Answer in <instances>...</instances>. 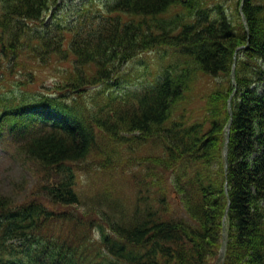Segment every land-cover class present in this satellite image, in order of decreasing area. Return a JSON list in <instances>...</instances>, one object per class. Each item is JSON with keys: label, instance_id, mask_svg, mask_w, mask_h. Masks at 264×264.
Returning a JSON list of instances; mask_svg holds the SVG:
<instances>
[{"label": "trees", "instance_id": "trees-1", "mask_svg": "<svg viewBox=\"0 0 264 264\" xmlns=\"http://www.w3.org/2000/svg\"><path fill=\"white\" fill-rule=\"evenodd\" d=\"M62 3L0 0V145L36 181L0 187V264H215L224 226L223 264H264V0H102L60 19ZM159 48L179 58L153 83L89 102V90L104 95L130 60ZM61 62L62 80L32 87L33 71ZM198 74L215 83L202 116L174 121ZM100 137L151 144L139 195L162 168L179 169L187 218L149 202L92 239L72 208L78 165Z\"/></svg>", "mask_w": 264, "mask_h": 264}, {"label": "rangeland", "instance_id": "rangeland-1", "mask_svg": "<svg viewBox=\"0 0 264 264\" xmlns=\"http://www.w3.org/2000/svg\"><path fill=\"white\" fill-rule=\"evenodd\" d=\"M62 1L63 3L57 10V15L60 19L69 18L76 5L87 4L88 6H86L90 7L92 2H100L102 0ZM178 58L176 51L171 48H159L143 53L130 60L122 68L117 75L116 81L112 83V88L105 92L104 95L98 93L101 91V87H94L89 90L90 93L86 97L92 95V100L89 102H94V104L108 103L109 100H106V95L118 96L129 90H136L141 86L153 83L161 74L162 69L177 61ZM68 67H70L68 62H61L55 64L54 67L33 71L34 83L32 87L34 89H39L41 86L49 87L53 83L62 80V75L65 74V69ZM214 84L213 80L208 76L198 74L195 84L185 94L184 103L179 106L173 120L179 121V116L183 113H186V116H191L190 122L192 123L200 119L203 114V97L206 92L213 89ZM255 87L258 88V93L264 92L263 83H258ZM4 91L7 92L8 89H4ZM2 143L6 145L5 142ZM97 144L101 148L94 149L88 159L78 165L79 172L77 173L76 190L80 202L77 207L72 208L78 217L85 218V227H92L89 233L92 239L99 242L95 227L99 225L109 227L108 222L105 220L126 224L131 223L130 216L137 210H141L145 214L148 212L145 208L148 207L149 202L155 204L153 210L158 209L159 211L163 209L161 206L165 207L163 209L164 218H187L188 212L182 197L185 192L177 194L176 182L178 176L175 177L174 173L179 172V169L169 173L162 168V174H160L162 176L158 177L156 185H144L142 188L144 192L139 195L140 181L138 179L145 171L143 167H138L139 157H144L145 151L150 149L151 144L147 143L138 146L124 139L115 142L105 137L97 138ZM11 152H13V149L10 146L5 148L0 145V184L2 185L0 187L4 188L5 191H10L12 187L9 188L8 186H12L13 183L23 182L26 184L25 181H30L28 187L29 189L32 188L36 181L27 176L25 171L28 166L23 167L20 164L21 161L10 158ZM106 156L107 158L111 157L112 162L108 168L103 170L104 168H101L103 165L102 161ZM16 157L17 155H15ZM24 178L26 180H23ZM147 181L149 180L147 179ZM144 193L150 195L147 204L143 202ZM152 212L154 213V211ZM71 226H74V224L71 223ZM70 230H73V227L66 225L63 232L68 233Z\"/></svg>", "mask_w": 264, "mask_h": 264}, {"label": "water", "instance_id": "water-1", "mask_svg": "<svg viewBox=\"0 0 264 264\" xmlns=\"http://www.w3.org/2000/svg\"><path fill=\"white\" fill-rule=\"evenodd\" d=\"M241 16H242V20L244 22V25H246V19H245V16L243 15L242 11H241ZM232 76H235V68H234V66H233V70H232ZM229 105H230V103H229ZM229 113H230V116H232V111L231 110H229ZM225 157L227 159V149H225ZM223 237H224V239H226L225 234L223 235ZM224 254H225V244H223L222 249L220 251V255H219L218 259L216 260L215 264H222V261L224 259Z\"/></svg>", "mask_w": 264, "mask_h": 264}, {"label": "bare ground", "instance_id": "bare-ground-1", "mask_svg": "<svg viewBox=\"0 0 264 264\" xmlns=\"http://www.w3.org/2000/svg\"><path fill=\"white\" fill-rule=\"evenodd\" d=\"M244 4V3H243ZM263 13V12H262ZM240 17V16H239ZM249 42V41H248ZM244 53V52H243ZM247 54V53H246ZM247 83V82H246ZM251 85V84H250ZM22 91V90H21ZM251 91V90H250ZM30 92V91H29ZM49 93V92H48ZM22 95H24V94H22ZM44 95V94H43ZM48 95V94H47ZM262 95V94H261ZM40 96H41V94H40ZM53 96V95H52ZM72 101V100H71ZM76 107V106H75ZM88 112V111H87ZM160 161V160H159ZM148 162V161H147ZM162 162V161H161ZM158 163V162H157ZM230 228V227H229Z\"/></svg>", "mask_w": 264, "mask_h": 264}]
</instances>
